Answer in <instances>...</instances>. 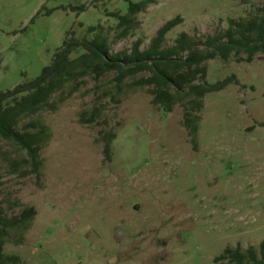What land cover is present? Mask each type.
Returning <instances> with one entry per match:
<instances>
[{
    "label": "rangeland",
    "instance_id": "obj_1",
    "mask_svg": "<svg viewBox=\"0 0 264 264\" xmlns=\"http://www.w3.org/2000/svg\"><path fill=\"white\" fill-rule=\"evenodd\" d=\"M139 3L143 0H130ZM86 7L80 11L79 8ZM125 0H0V92L37 78L70 33L106 41L112 54L150 46L178 16L180 33L201 39L230 20L261 14L264 0H156L134 16L127 34L111 16L128 14ZM96 28L95 31H90ZM78 50L71 59L84 54ZM206 81L235 76L204 100L193 141L184 107L171 113L152 103L150 87L118 85L116 74L86 75L23 118L48 128L39 177L27 153L0 139V230L3 253L22 264H216L228 248L264 241V54L252 63H205ZM94 111V123L81 124ZM115 136L110 158L105 135ZM23 226L8 224L23 211Z\"/></svg>",
    "mask_w": 264,
    "mask_h": 264
},
{
    "label": "trees",
    "instance_id": "obj_2",
    "mask_svg": "<svg viewBox=\"0 0 264 264\" xmlns=\"http://www.w3.org/2000/svg\"><path fill=\"white\" fill-rule=\"evenodd\" d=\"M125 1L129 3L127 15L111 14L118 19L119 28L124 29L123 36L129 32L134 16L156 0H143L139 3ZM79 10L84 11L86 7ZM182 22L183 19L178 15L166 22L145 50L140 49L141 42L137 41L132 51L116 54L109 52L104 40L77 39L74 33H70L63 46L55 53L52 63L37 78L19 84L10 91L0 92V139L13 142L26 151V163L31 166L29 173L39 177L41 151L49 138L48 128L30 122L18 130L19 122L25 117L36 115L48 105L54 110L55 104H49L51 97L62 91L67 84L86 75L100 78L114 72L118 85H121L125 79L142 72L149 76L136 81L135 85L141 88L150 87L148 93L153 97L152 103L162 106L168 113L175 106L182 105L185 110L183 125L194 141L199 132L200 113L206 96L219 93L233 84L240 85L235 76L214 84L208 83L205 63L216 59L228 62L234 58L238 63L249 64L256 55L264 54V8L261 9V14L253 18L230 20L227 29L213 35L196 39L182 32L172 46L165 45L168 33ZM95 29L91 28L90 31ZM80 49L86 52L72 60V54ZM97 117L98 111H94L90 118L82 117L80 123H94ZM104 139V153L110 158L111 144L115 136L108 133ZM33 215V209L25 210L19 218L7 223L14 227L23 226ZM6 234L0 230V264H22L18 257L4 255L2 249L5 242L2 237ZM214 262L264 264V241L258 248L228 247Z\"/></svg>",
    "mask_w": 264,
    "mask_h": 264
}]
</instances>
